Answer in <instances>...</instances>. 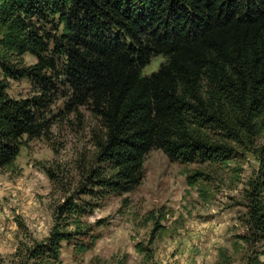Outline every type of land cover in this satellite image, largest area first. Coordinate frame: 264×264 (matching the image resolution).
I'll return each mask as SVG.
<instances>
[{
	"label": "trees",
	"instance_id": "obj_1",
	"mask_svg": "<svg viewBox=\"0 0 264 264\" xmlns=\"http://www.w3.org/2000/svg\"><path fill=\"white\" fill-rule=\"evenodd\" d=\"M24 79L32 94L11 96ZM80 108L100 123L84 183L57 205L50 235L19 246L11 264H60L64 242L76 255L92 248V200L135 190L154 149L184 164L251 152L259 169L241 238L264 240V0H0V171Z\"/></svg>",
	"mask_w": 264,
	"mask_h": 264
},
{
	"label": "rangeland",
	"instance_id": "obj_2",
	"mask_svg": "<svg viewBox=\"0 0 264 264\" xmlns=\"http://www.w3.org/2000/svg\"><path fill=\"white\" fill-rule=\"evenodd\" d=\"M25 59L35 61L29 54ZM164 60L153 57L143 73L158 70ZM8 93L26 97L32 85L11 81ZM65 105L61 98L53 113ZM79 111L58 120L50 135L28 142L15 166L0 171V264H11L19 246L45 240L57 205L84 183L100 123L85 108ZM258 169L257 158L242 150L227 163L184 164L154 149L135 190L92 200L98 207L84 221L92 225L95 244L76 255L64 242L60 264H246L253 256L264 261V240L241 238L249 234L246 193ZM196 171L203 174L189 185Z\"/></svg>",
	"mask_w": 264,
	"mask_h": 264
}]
</instances>
